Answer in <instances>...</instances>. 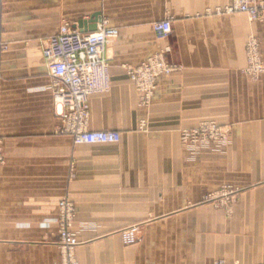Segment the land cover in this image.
<instances>
[{"label": "crops", "instance_id": "1", "mask_svg": "<svg viewBox=\"0 0 264 264\" xmlns=\"http://www.w3.org/2000/svg\"><path fill=\"white\" fill-rule=\"evenodd\" d=\"M231 2L0 0V264H61L62 198L74 206L77 264L264 262V74L242 71L249 35L264 50V24L216 13ZM94 15L118 36L86 127L120 140L74 144L56 132L42 47L63 21L78 27ZM165 19L171 32L158 38L152 25ZM157 53L177 69L145 103L125 68ZM206 119L229 126V138L181 142V130ZM222 186L233 191L228 211L203 200ZM131 226L139 239L124 244L119 231Z\"/></svg>", "mask_w": 264, "mask_h": 264}, {"label": "built area", "instance_id": "2", "mask_svg": "<svg viewBox=\"0 0 264 264\" xmlns=\"http://www.w3.org/2000/svg\"><path fill=\"white\" fill-rule=\"evenodd\" d=\"M252 2L253 0H232L226 11L246 12L250 18L262 20L264 10ZM152 28L156 37L165 38L171 32V22L169 19L161 20L155 22ZM117 36V28L105 19L98 21L93 31L80 30L64 21L42 48V56L51 77L55 114L64 122L60 131L69 134L74 144H107L118 143L120 140V133L117 131H92L86 127L90 97L108 90L110 73L106 48ZM246 49L248 73L256 76L264 68L259 60L255 37L249 38ZM125 69L139 92L141 101L146 103L156 86L157 78L176 70L177 65L168 62L162 53H157L140 64ZM224 132L214 122L206 120L194 128L181 130L180 137L185 144L196 146L215 139V136L224 139ZM2 159L0 147V161ZM74 215L73 203L67 198L60 199L57 216L53 221L58 228L59 243L67 257L68 262L64 264H76L72 253L82 243L72 231ZM137 231L136 226L122 230V241L125 244L134 243Z\"/></svg>", "mask_w": 264, "mask_h": 264}, {"label": "rangeland", "instance_id": "3", "mask_svg": "<svg viewBox=\"0 0 264 264\" xmlns=\"http://www.w3.org/2000/svg\"><path fill=\"white\" fill-rule=\"evenodd\" d=\"M232 3V2H231ZM252 4H255V5H257V6H259V7H262V10H264V1H259V0H253V2H252ZM230 5V4H229ZM228 5H226V6H224V7H217L216 9H215V11H216V13H233V12H240V11H233V12H227L226 11V7H227ZM242 13H245L248 17H249V19L251 20V21H255V22H258V23H261V24H264V18L262 19V20H259V19H257V18H255V19H252V18H250V16H249V14L248 13H246V12H242ZM64 22V21H63ZM62 22V23H63ZM61 23V24H62ZM109 23V22H108ZM60 26V25H59ZM59 28V27H58ZM58 30V29H57ZM57 32V31H56ZM55 32V33H56ZM255 37V39H256V41H257V44H258V50H259V60H260V62H261V64H262V66H263V68H264V50H263V46H262V41H261V39L258 37V36H256V35H254V34H251V35H249L248 37H247V39H246V41H245V46H244V51H245V61H246V63H245V66L243 67V73L246 75V76H248L249 78H251L252 80H258V78H259V76L260 75H263L264 74V70L263 71H261L259 74H257L256 76H253V75H251V74H249L248 73V52H247V49H246V45H247V42H248V40H249V38L250 37ZM50 37V36H49ZM48 37V38H49ZM48 38H47V40H48ZM47 40H46V42H45V44L43 45V46H45L46 45V43H47ZM2 47H4L5 48V45H3ZM43 48V47H42ZM44 59V58H43ZM44 62H45V60H44ZM46 64V63H45ZM47 69V68H46ZM55 108H54V114H55ZM55 117L56 118H58L59 119V121H60V125H59V127H57V130H56V132L58 133V134H60V135H68V136H70L69 134H65V133H62L61 131H60V128H61V126H63L64 125V122L62 121V118L60 117V116H57L56 114H55ZM87 119H88V117H87ZM206 120H209V121H212V122H214L216 125H218L219 127H221L222 128V130L223 131H225L224 132V139L222 138L221 139V137L220 136H215V139H210V141H208V142H206V143H198V145H196V147H198V148H200V147H202V146H204L205 144H207V143H212V144H222V142H225L228 138H229V136H230V128H229V126H226V125H223V124H220V123H218L217 121H215V120H211V119H206ZM206 120H202V121H206ZM201 122V121H200ZM199 122V123H200ZM198 123V124H199ZM87 124V123H86ZM181 135V134H180ZM71 137V136H70ZM72 139V138H71ZM180 140H181V137H180ZM73 142V141H72ZM181 142H183L182 140H181ZM184 143V142H183ZM186 144H188V143H186ZM195 146V145H194ZM1 153H2V150H1ZM2 157H3V153H2ZM2 161H3V159H2ZM2 161H0V162H2ZM233 191H232V187H228V186H222V187H220V188H218L214 193H211V194H206L205 196H203V200L204 201H210V200H212V201H214L215 202V204L218 206V207H221V208H225L227 211H228V209H229V207H230V205H231V203H232V195H231V193H232ZM137 228H138V226H136ZM122 230H124V229H121L120 231H119V234H120V236H121V234H122ZM72 231L73 232H75V230L74 229H72ZM138 232H139V228H138V231H137V235H136V241L135 242H137L138 241V239H139V237H138ZM76 234V233H75ZM122 239V238H121ZM134 242V243H135ZM124 243V242H123ZM125 244V243H124ZM133 244V243H132ZM56 245L60 248V251H61V264H64L65 262H68L67 261V257H66V254H65V252H64V249L62 248V246L60 245V243H59V237H58V228H57V232H56ZM79 246V245H78ZM76 248V247H75ZM75 248H74V250H75ZM74 250H73V253H72V255H73V260H74V262L77 264V262H76V260H75V257H74ZM218 262H223V264H228L227 262H225L224 260H222V259H220V260H216L215 261V263L214 264H217ZM233 264H240V263H238V262H235V263H233ZM251 264H264V262H261V263H251Z\"/></svg>", "mask_w": 264, "mask_h": 264}, {"label": "water", "instance_id": "4", "mask_svg": "<svg viewBox=\"0 0 264 264\" xmlns=\"http://www.w3.org/2000/svg\"><path fill=\"white\" fill-rule=\"evenodd\" d=\"M96 23H97V16L94 15L93 17L90 18V20L86 22H79L78 28L84 31L86 30L93 31L95 30Z\"/></svg>", "mask_w": 264, "mask_h": 264}]
</instances>
